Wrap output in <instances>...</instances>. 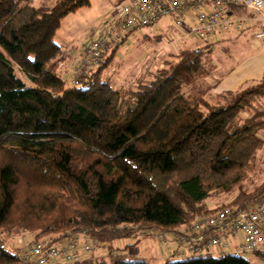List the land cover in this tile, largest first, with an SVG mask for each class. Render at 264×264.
Masks as SVG:
<instances>
[{"label":"trees","instance_id":"trees-1","mask_svg":"<svg viewBox=\"0 0 264 264\" xmlns=\"http://www.w3.org/2000/svg\"><path fill=\"white\" fill-rule=\"evenodd\" d=\"M88 3L57 0L40 10L33 0H0V227L53 245L78 234L109 245L104 257L79 264H150L114 244L193 223L220 208L206 204L214 193L242 187L264 147V72L236 91L188 97L211 44L180 52L152 81L122 93L104 76L116 45L72 84L60 73L66 56L55 38ZM262 195L264 184L226 205ZM19 260L0 240V264ZM249 263L228 254L164 262Z\"/></svg>","mask_w":264,"mask_h":264},{"label":"built area","instance_id":"built-area-1","mask_svg":"<svg viewBox=\"0 0 264 264\" xmlns=\"http://www.w3.org/2000/svg\"><path fill=\"white\" fill-rule=\"evenodd\" d=\"M115 15L86 47L75 76L98 66L105 48L161 24L171 28L175 39L193 37L210 46L246 32L264 44V0H126ZM141 238L158 242L167 251L166 260L219 254L264 257V195L245 207L226 205L173 231L143 233ZM95 248L99 245L78 234L61 244L39 242L16 253L21 264H79Z\"/></svg>","mask_w":264,"mask_h":264},{"label":"rangeland","instance_id":"rangeland-1","mask_svg":"<svg viewBox=\"0 0 264 264\" xmlns=\"http://www.w3.org/2000/svg\"><path fill=\"white\" fill-rule=\"evenodd\" d=\"M124 1L126 0H90L88 6L78 9L63 20L55 42L64 47V56L66 57L62 66H60V73L68 82L72 83V81L79 78V76H75V73L83 64L86 47L98 32L112 22L116 17L115 8L120 7ZM56 2L57 0H33V6L40 10H48ZM254 17L257 18L258 15L255 14ZM252 34V32H246L242 36H249V41L253 43L256 40ZM205 45V43L193 37L175 39L171 28L163 24L150 27L130 35L125 41L119 42L115 59L111 61L104 76L110 79L114 87L122 93L135 91L141 84L152 81L153 76L158 71L167 67V61L176 62V57L180 52L186 51V49L204 48ZM247 45L248 49L245 51H239L226 42L215 44L210 52L204 50L206 56L205 72L193 84L185 87V94L188 97L202 95L206 92L207 95L218 94L214 85L217 80L223 77L219 75L220 70L216 67L221 66L222 74L228 72L230 68H235L238 64L239 68L245 62V57L253 53L250 44ZM111 49L112 46H109L103 51L109 56ZM87 69L83 71L86 72ZM263 184L264 147L252 162L240 189L230 195L214 193L213 197L206 201V204L211 209L221 207L232 202L240 191L252 194ZM45 239L47 238H40L36 233L17 225H2L0 227V240L16 252L27 251L32 245L40 241L44 242ZM87 240L91 244L96 243L99 245V248H95L88 259L93 260L104 257L108 253L109 245L97 241L92 242L88 238ZM46 243L48 242L46 241ZM117 246L126 255L144 256V258L149 259L150 264H161L157 259H154L163 254L160 244L156 243L155 240L143 239L136 243L135 239H127L116 242L113 247L116 248ZM244 257L250 262L249 264H264L263 256L246 254Z\"/></svg>","mask_w":264,"mask_h":264},{"label":"crops","instance_id":"crops-1","mask_svg":"<svg viewBox=\"0 0 264 264\" xmlns=\"http://www.w3.org/2000/svg\"><path fill=\"white\" fill-rule=\"evenodd\" d=\"M225 42L231 44L232 47H236L239 51H245L248 49L247 44H250V48L252 49L253 53L245 57V62L239 68L238 64L235 68H230L228 72H225V74L221 73V66L216 67L218 70H220L219 75L223 77L217 80L216 84L214 85L216 86L218 94L226 91H236L243 86L254 84L256 81L262 78L264 72V44L257 41L251 43V41H249V36L243 37L242 35L229 36L224 39V41L220 42V44ZM160 249H162L163 254L154 259H157V261H159L161 264H164L167 259V251L163 250L161 246Z\"/></svg>","mask_w":264,"mask_h":264},{"label":"bare ground","instance_id":"bare-ground-1","mask_svg":"<svg viewBox=\"0 0 264 264\" xmlns=\"http://www.w3.org/2000/svg\"><path fill=\"white\" fill-rule=\"evenodd\" d=\"M145 232H147V231H145ZM158 232V231H157ZM151 233V232H150ZM153 233H154V231H153ZM156 233V232H155ZM41 242V241H40ZM65 242V241H64ZM22 248V247H21ZM96 252V251H95Z\"/></svg>","mask_w":264,"mask_h":264}]
</instances>
